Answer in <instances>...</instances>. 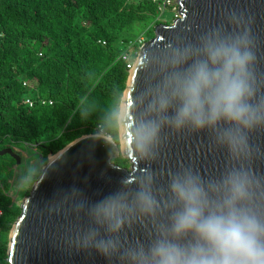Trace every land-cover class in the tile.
I'll list each match as a JSON object with an SVG mask.
<instances>
[{"label": "clouds", "instance_id": "9594fccd", "mask_svg": "<svg viewBox=\"0 0 264 264\" xmlns=\"http://www.w3.org/2000/svg\"><path fill=\"white\" fill-rule=\"evenodd\" d=\"M243 14L195 37L180 35L159 48L138 50L140 80L131 99L114 89L106 102H81L94 138L147 164L156 161L166 133L207 134L229 160L204 177L190 167L161 181L150 167L133 183L121 180L99 199L76 187L48 201L43 212L72 223L63 244L103 264H264V175L254 166L264 149V73ZM61 163L26 166L19 187L38 188Z\"/></svg>", "mask_w": 264, "mask_h": 264}, {"label": "trees", "instance_id": "16d2710c", "mask_svg": "<svg viewBox=\"0 0 264 264\" xmlns=\"http://www.w3.org/2000/svg\"><path fill=\"white\" fill-rule=\"evenodd\" d=\"M158 17L155 5L138 0H0V152L28 145L48 162L94 135V120L82 121L78 105L106 102L114 89L125 93L130 70L122 56L132 44L140 48L142 35V45L154 39L164 25ZM24 81L36 82L35 91ZM29 97L53 105L30 109L23 105ZM114 163L130 168L123 158ZM15 166L0 156V264H9L10 234L22 214L7 196Z\"/></svg>", "mask_w": 264, "mask_h": 264}, {"label": "water", "instance_id": "95a60500", "mask_svg": "<svg viewBox=\"0 0 264 264\" xmlns=\"http://www.w3.org/2000/svg\"><path fill=\"white\" fill-rule=\"evenodd\" d=\"M179 9V18L172 25L156 29L155 37L143 47L159 48L180 35L195 37L199 32L218 24L225 13L243 14L250 21L256 41L257 71L264 73V0H174ZM141 49V50H142ZM140 80L136 63L130 71L125 97L131 99ZM160 149L159 158L147 164L138 160L134 152L122 154L123 145L113 152L94 135L83 136L69 144L49 161L61 163L49 172L38 188L31 190L21 205L22 214L13 226L8 250L9 264H103L91 255L77 253L63 244L65 235L72 230V223L63 217H48L44 205L59 193L76 187L91 200H96L113 191L121 180L133 183L138 173L154 170L161 181L180 168L190 167L208 178L220 174L229 163L228 158L211 143L207 134H171ZM254 143L264 149V132L253 137ZM116 143V142H115ZM11 156L17 165L21 157L14 149L0 152ZM128 160L130 168H121L114 161ZM258 175H264V160L254 166Z\"/></svg>", "mask_w": 264, "mask_h": 264}, {"label": "rangeland", "instance_id": "374dc122", "mask_svg": "<svg viewBox=\"0 0 264 264\" xmlns=\"http://www.w3.org/2000/svg\"><path fill=\"white\" fill-rule=\"evenodd\" d=\"M179 16V9L178 12H171L170 9H168L163 16L158 17V21L163 23L164 25H172L174 21L177 19L176 17ZM142 39L145 41V36H141ZM144 43V42H143ZM144 45H141L140 48L134 49L131 52L132 58L134 57L135 53L138 50H141ZM133 62V60H132ZM16 153L21 157V164L14 167L15 170V178L11 181L12 189L9 192L11 194V197L14 200V203L16 205L21 206L23 203V200L28 196V193L31 192V190L22 189L19 187V180L23 173V170L32 163H44L43 156L41 153L36 149V147H31L26 145L25 149H20L18 147H14Z\"/></svg>", "mask_w": 264, "mask_h": 264}, {"label": "built area", "instance_id": "2783aa9c", "mask_svg": "<svg viewBox=\"0 0 264 264\" xmlns=\"http://www.w3.org/2000/svg\"><path fill=\"white\" fill-rule=\"evenodd\" d=\"M142 2H148L157 7L159 16H163L164 13L170 9L171 12H178V6L176 5L174 0H138ZM176 18H179L176 17ZM144 40L141 38L137 41V44L142 45ZM135 44H132L129 46L128 51L124 53L122 56L123 61H125L128 64V69L131 71L134 67V62H132L133 58L131 56V52L135 49ZM24 87L28 88L30 92L32 93L36 89V82L32 81H24L23 83ZM38 104L42 106L53 105L52 101H48L45 99H40L38 101H35L32 97H29L23 101V105L29 107L30 109L35 108V106ZM7 196L11 197V194H7ZM12 198V197H11ZM3 217V211L0 209V219Z\"/></svg>", "mask_w": 264, "mask_h": 264}]
</instances>
